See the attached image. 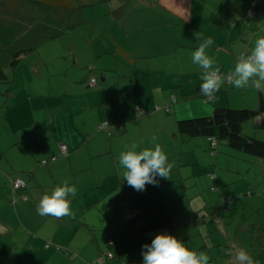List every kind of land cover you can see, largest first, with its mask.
<instances>
[{
	"label": "crops",
	"instance_id": "obj_1",
	"mask_svg": "<svg viewBox=\"0 0 264 264\" xmlns=\"http://www.w3.org/2000/svg\"><path fill=\"white\" fill-rule=\"evenodd\" d=\"M132 1L134 5H131ZM138 3L142 6L136 7ZM115 17L119 34L110 36V45L101 42L94 48L90 44L88 57L94 58L93 63L91 60L85 63L89 70L99 68L104 83L99 85L97 78L90 82V78L95 77L90 75L87 88H91L89 94L95 104L86 106L90 108L78 122L73 116L84 109L81 107L74 113L75 109L67 100L56 101L55 96H50L52 87L48 80L46 86L31 87L37 100L26 91L28 86L24 91L22 87L12 89L21 81L17 77V68L14 69V83L7 91L8 98L14 100L7 109L11 118L7 114L5 117L9 119L7 125L15 138L10 140L6 151L10 152L11 146L17 145L24 146L25 151L19 160H16L18 157H0V264H124L126 258H142L140 241L150 244L158 233L175 236L192 251L208 250L209 264L218 260L216 248L217 254L220 250L227 251L223 256H226L227 264H232L233 256L229 248L226 250L230 242H216L212 238L215 232L229 235L225 213L216 209L214 213L220 217L214 216L209 229L207 201L199 189L185 195L187 186L194 183L187 185L184 180L201 176V159L211 162L217 171L207 164V170L211 172L204 174L208 177L213 172L215 179L212 182L208 177V180L210 187L219 193L217 200H222L223 204L227 195L235 192L236 196H246L243 203L246 206L251 203L249 195L257 191L253 185L254 177L258 179L262 175L256 203L251 204L254 208L264 201V161L223 142L216 144L213 154L205 136L188 138L180 135L176 120L210 114L217 106L255 108L259 94L264 97V93L252 87L237 89L226 79L213 100L202 96L198 90L202 70L191 59L202 39L210 36L214 44L207 54L216 60L215 66L221 72H231L239 57L250 54L255 41L264 37V0H126ZM175 30L174 38L170 34ZM197 35L200 40L196 39ZM126 40L129 42L123 43ZM78 55L76 49L68 46L56 50V54L40 60L39 64L49 72L52 64L69 62L75 65L77 62L79 65ZM127 56H133V59ZM116 65L117 73L112 75L109 69ZM62 67L66 69V66ZM53 73L60 75L62 72ZM57 93L53 92L54 95ZM86 117L93 118L91 128L85 126ZM28 120L33 121L26 126L37 135V150L27 148L25 134L21 132L27 128ZM103 123L106 128L100 127ZM263 127L264 111L244 121L242 132L264 139L258 132ZM153 136L157 138L155 142ZM60 143L66 145L64 155L60 154ZM133 143L137 145V152L153 148L154 143L161 146L168 161L174 163L168 179L157 176L158 184H148L142 192L127 185L122 179L123 169L118 160L120 153L129 150ZM25 154L33 157H25ZM53 157H62V160L48 165L38 163ZM228 157H234L236 162L233 167L228 164L233 173L226 178L217 164L221 161L229 163ZM187 161L196 163L191 165L197 167L185 175L182 163ZM98 162L106 166V173L85 179ZM251 169L252 180L248 179ZM18 178L25 181L24 187L12 186ZM73 181H76L77 194L69 199L74 217L37 214L43 195H50L65 182L74 186ZM239 181L242 183L240 194L233 188L227 192L225 188ZM108 203L113 211H106ZM226 207L225 210H229ZM8 208L12 209L14 219L9 218ZM263 208L262 204L258 206V214ZM170 215L177 216L171 226L166 223V217ZM186 226L195 227V235H199L197 242L201 244H191L192 234L182 230ZM234 234L231 237L234 242L241 240L235 229ZM105 236L113 241L112 245L104 242ZM108 246L117 257L107 263L103 254ZM137 264H142V259Z\"/></svg>",
	"mask_w": 264,
	"mask_h": 264
},
{
	"label": "rangeland",
	"instance_id": "obj_2",
	"mask_svg": "<svg viewBox=\"0 0 264 264\" xmlns=\"http://www.w3.org/2000/svg\"><path fill=\"white\" fill-rule=\"evenodd\" d=\"M131 5H134L133 1L131 2ZM140 6L142 5L139 3L136 4V7H140ZM116 7H117V1L115 0L112 1L109 0L95 5L82 6L80 8L81 21L80 20L76 21V17L74 18L72 17V24L76 22V24L72 28L64 30L63 32H61L60 34H58L53 38L50 39L48 38L47 40L42 41L40 44L36 46V48L33 51L21 56V59L20 61H18V65L16 66L17 68L16 73L18 74L17 77L20 78L21 81L17 83L16 86L14 84L12 89L22 87V91H24L25 86H28L29 88L26 91L30 93V96L33 97L34 100H37L36 96L34 95V92L31 91V87H38L42 84H45L46 86L48 80L52 87L50 96H55L56 101L60 102L67 100V102L75 109V111H73L74 113L79 111L81 107L84 109L80 111V114H74L73 116L74 119H76V122H78L80 120V117H83L87 114L86 110H88L90 107H86V106L88 104L90 105L95 104V99L92 98L89 94L91 92L90 91L91 88L90 87L87 88L90 75L94 74L95 78H97L98 80L99 85L104 83V81L100 79L101 76L99 75V71H98L99 68H96L97 70L95 68L94 70H89L88 64L85 63L88 62L89 60H91L93 63L94 58L88 57V53L90 51L89 49H91L92 47L90 44H92L94 48H97L101 42H106L108 43L107 45H110V36L116 37L117 34H119L118 23H115L116 21L115 13L118 12ZM176 32L177 30L172 31L170 35H174ZM121 40L123 41L122 38ZM128 42L129 40H126L123 43L127 44ZM68 46H72L74 49L78 51L79 54L78 57L80 61L79 65H77V62H75V65H72L69 62L66 65L52 64L51 71L48 72L47 69L42 64H39L40 60L51 58L52 54H56V50L65 49ZM50 64L51 62L48 65L49 67ZM62 66H66L65 67L66 69H64V67ZM117 69L118 66L116 65V67L113 66L109 70L113 73L112 75H115L114 73H117ZM57 71H61L62 73L60 75L53 73ZM4 72L8 80L7 82L5 81L0 82V157H18V159L16 160H19L20 157H24L23 156L25 151L24 146L17 145L15 148H13L14 146H11L10 152L6 151L8 143H10V140H12V138L14 137L13 132L10 131L9 126L7 125L8 120L11 118L10 111L7 114V109L11 108L10 103L14 101L8 98L7 91L14 83L13 82L14 69L10 68L9 66H4ZM53 92H58V93L57 95H54ZM43 96L44 93H42L41 98H43ZM41 101L44 102L43 99ZM168 105L169 102H167L166 107H168ZM29 111H30L29 108H27L26 114H28ZM6 114L7 116H9V119L8 117L7 118L5 117ZM92 120L93 118L86 117L85 126L87 128L92 127L91 125ZM30 122L33 123L32 120L26 121L25 127L27 128H25L26 130L22 129L21 132L25 134L26 137L25 142L27 148L30 150H37L38 149L37 135L33 132V130L29 129L28 126H26ZM93 129L96 130V127L94 126ZM258 132L264 135V127L259 128ZM18 135L20 136V133H18ZM25 157H33V156L25 154ZM228 158L230 161L229 163L228 162L223 163L221 161L219 162V164H217V167L225 172L222 176H225L226 178L227 176L233 173V169L229 168L228 164H230L233 167L234 162H236V159L234 157H228ZM60 159L62 160V157L58 158V160ZM262 160L264 161V158H262ZM213 163H215V161H213ZM182 164H183L182 169L184 170L185 175H187L188 173H192V170H196L197 167V165H191V164H196V163H191V161H187ZM207 164L208 166L212 167L211 169L213 171L215 172L217 171V168L215 169L214 166L211 165V162L207 163L206 160L201 159V162L199 163L200 165L199 172L201 173V176L200 177L192 176L191 178L189 179L186 178L184 180L187 185L194 183V185L192 186H187L188 188L185 189L186 191L185 195L189 194L188 192H191L193 189H197V190L199 189L200 194L202 195V197L205 198V200L208 203V207H206V210L210 217H206V218L210 219V223L208 224L209 229L211 228V223L214 221L213 220L214 216H217L215 214L216 213L215 210L217 209L225 213V216L227 218L226 230L229 233V235L228 236L222 234L219 235L217 232H215L212 236L213 240H216V242H221L219 240H224L225 242L229 241L230 242L229 247H226V250L227 248H229L232 256L235 252L233 248L239 247L238 249L243 248L244 250H246L247 253L256 262V264H264V208L262 209L261 213L258 214V206L261 207L262 204L264 207V201L263 203L256 204L255 205L256 207L254 208H252L251 206L253 201H254L253 203H256L255 200L257 199V192L259 189V182H260L259 180H261L262 175H260L258 179H255V177L253 179V185L255 188H257V191L255 192V194L249 195L251 203H249L246 206L243 205L246 196H241V195L236 196L235 192H233L227 195V198L224 201L225 203L223 202L222 204V200H217V198L218 199L220 198L219 193L211 189L210 187L211 183L208 180V177L212 182L215 179L213 172L211 174H208V177L204 174V172H211L207 170ZM250 165L251 167H256L255 164H250ZM105 170H106V166L104 167L102 162H98L97 164H95L93 171L88 172V174L85 176L86 177L85 179H92L96 175L101 176L104 173H106ZM234 174L235 176L238 175L236 173ZM252 174L253 173L251 169L248 174V179H251ZM75 183L76 181H73L74 186ZM240 186H242V183L239 181L237 183H233L232 185H230V187L225 189L228 192L230 188H233L235 189L236 192L240 194L239 191ZM112 196L114 195L112 194ZM262 196L264 195L262 194ZM224 204L227 205L229 210H225L226 206L223 207ZM111 208H112L111 204L108 203L106 207V211L108 210L113 211V209ZM103 210L105 211V209ZM8 212H9V218L14 219L15 215L13 214L11 208L10 209L8 208ZM174 217L175 219L177 218V216ZM217 217L218 218L220 217L219 214ZM109 221L110 220H108V222ZM184 222H186L185 219ZM104 228L106 229V233H107L108 230L107 221H106V226H104ZM104 228L100 229L101 232L104 230ZM234 229L236 230L237 234L239 235V238L241 239L238 240V242H234L231 238L234 237L235 235ZM182 230L190 232V234H192L190 238L192 245L195 244V246H198L199 244H201V242H197V238H199V235L197 236L195 235L194 226H186ZM105 238L106 241L104 240V242H106L107 245L110 246L113 244V241L108 240V237L105 236ZM110 239H112V237H110ZM140 245L142 247L144 244H141L140 241ZM109 246H108V250H106V253L103 254L105 255V260L107 261V263L117 257V253ZM215 250H216L215 255L218 256V260L215 262V264H227V261L224 258L226 256H223V253L227 251L220 250L221 253L217 254V248ZM202 251H205V254L209 256L208 250H204L203 248L199 249L198 253ZM98 255H96L93 260H95ZM141 259H142L141 256L140 257L135 256L131 259L126 258L124 260V264H137Z\"/></svg>",
	"mask_w": 264,
	"mask_h": 264
},
{
	"label": "clouds",
	"instance_id": "obj_3",
	"mask_svg": "<svg viewBox=\"0 0 264 264\" xmlns=\"http://www.w3.org/2000/svg\"><path fill=\"white\" fill-rule=\"evenodd\" d=\"M200 40V36H196ZM212 37L202 39L199 47L192 53V63L202 70L200 93L213 100L215 93L220 90L225 76L220 73L216 60L207 54L212 47ZM232 85L237 89L252 87L264 93V37L255 41L250 54L241 55L235 63L234 69L227 74ZM152 137V141H156ZM133 143L129 150L121 152L118 164L123 169L122 179L127 185L138 192L145 190L148 184L157 185L156 177L168 179L174 163L168 161L166 153L158 143L153 148L136 151ZM77 189L67 182L57 186L52 193L41 197L37 206V214L55 218L74 217L69 197H75ZM142 264H209V256L188 249L175 236L167 233H158L150 244L142 246ZM232 264H256L246 250L240 248L233 254Z\"/></svg>",
	"mask_w": 264,
	"mask_h": 264
},
{
	"label": "trees",
	"instance_id": "obj_4",
	"mask_svg": "<svg viewBox=\"0 0 264 264\" xmlns=\"http://www.w3.org/2000/svg\"><path fill=\"white\" fill-rule=\"evenodd\" d=\"M106 1L109 0H0V82L8 80L4 66L16 69L22 55L33 51L42 41L72 28L76 24V22L72 24V17H76V21H81L82 6ZM115 1L118 10L116 15L126 0ZM128 58L132 60L133 56ZM262 111L264 97L259 94L258 105L255 108L213 107L210 114L177 119L176 129L180 135L188 138L212 137L216 144L223 142L237 151L264 158V139L242 132V123ZM58 158L55 157V160ZM55 160L45 159V163H42L43 160L38 163L48 165ZM13 183L14 181L12 186ZM173 219H175L173 215L167 216L166 223L171 226Z\"/></svg>",
	"mask_w": 264,
	"mask_h": 264
},
{
	"label": "built area",
	"instance_id": "obj_5",
	"mask_svg": "<svg viewBox=\"0 0 264 264\" xmlns=\"http://www.w3.org/2000/svg\"><path fill=\"white\" fill-rule=\"evenodd\" d=\"M220 73L225 76L227 82L230 81V79L227 78V73H223L221 71H220ZM95 80H96L95 77H91L90 78V82H92V83L95 82ZM100 127L101 128H106V123L101 124ZM108 134H110V131L109 130H108ZM207 140L209 142L210 151H211V153L214 154L215 147H216V142H215V140L212 137H207ZM59 148H60V153L61 154H65L66 153V145L65 144L60 143L59 144ZM53 160H55V157H53L51 159V161H53ZM45 162L46 161H44V160L42 161V163H45ZM23 186H24V181L22 179H17L13 183V187H23ZM211 188L213 189L214 187H211Z\"/></svg>",
	"mask_w": 264,
	"mask_h": 264
},
{
	"label": "water",
	"instance_id": "obj_6",
	"mask_svg": "<svg viewBox=\"0 0 264 264\" xmlns=\"http://www.w3.org/2000/svg\"><path fill=\"white\" fill-rule=\"evenodd\" d=\"M102 79V78H101Z\"/></svg>",
	"mask_w": 264,
	"mask_h": 264
}]
</instances>
